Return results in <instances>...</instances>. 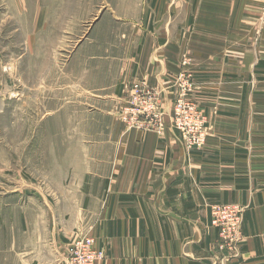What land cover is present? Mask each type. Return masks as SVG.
I'll list each match as a JSON object with an SVG mask.
<instances>
[{"label":"crops","instance_id":"1","mask_svg":"<svg viewBox=\"0 0 264 264\" xmlns=\"http://www.w3.org/2000/svg\"><path fill=\"white\" fill-rule=\"evenodd\" d=\"M156 2L114 113L125 103L122 84L141 81L159 94V123H112L53 202L37 196L8 208L0 264L61 263L75 234L95 239L99 264H264V0ZM181 71L209 117L205 144L190 156L171 119V80ZM226 202L244 206L233 261L211 225L210 207Z\"/></svg>","mask_w":264,"mask_h":264},{"label":"rangeland","instance_id":"2","mask_svg":"<svg viewBox=\"0 0 264 264\" xmlns=\"http://www.w3.org/2000/svg\"><path fill=\"white\" fill-rule=\"evenodd\" d=\"M157 9L156 0H0V231L8 208L53 202L94 138L122 124L115 94Z\"/></svg>","mask_w":264,"mask_h":264},{"label":"built area","instance_id":"3","mask_svg":"<svg viewBox=\"0 0 264 264\" xmlns=\"http://www.w3.org/2000/svg\"><path fill=\"white\" fill-rule=\"evenodd\" d=\"M264 22V9H263ZM191 77V78H190ZM173 104V126L184 139L187 155L202 149L205 144V118L200 109L187 99L192 74L183 72L175 80ZM124 106L119 110V119L124 127L146 128L159 123V94L141 81H134L128 89ZM244 206L233 203H217L210 208L211 225L216 228L224 258L233 261L240 252L243 242L241 225ZM105 257L101 248L95 246V239L86 234H75L68 242L66 259L56 264H99Z\"/></svg>","mask_w":264,"mask_h":264}]
</instances>
